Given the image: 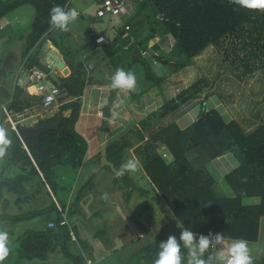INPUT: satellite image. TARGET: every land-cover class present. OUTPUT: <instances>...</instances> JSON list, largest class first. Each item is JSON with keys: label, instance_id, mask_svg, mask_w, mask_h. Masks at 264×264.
Instances as JSON below:
<instances>
[{"label": "trees", "instance_id": "16d2710c", "mask_svg": "<svg viewBox=\"0 0 264 264\" xmlns=\"http://www.w3.org/2000/svg\"><path fill=\"white\" fill-rule=\"evenodd\" d=\"M70 1L9 0L3 3L0 0V21L20 7L33 8L29 33L24 37L26 48L22 59L31 49H38L44 41L49 40L74 61L71 74L61 78L71 88H58V102L70 101L35 125H53L60 120L58 131H47L40 135L46 160L37 154L32 141L21 139L16 125L9 124L7 127L11 131L12 144L3 158L18 166L21 172L6 178L2 176L0 190L6 187L11 193L22 196L16 199V204H20L28 187L34 186L36 191L45 189L53 201L40 209L3 215L4 220L11 222L46 216L42 227L27 229L17 236V249L22 257L44 260L50 252L60 248L63 255L73 259L74 264H82L83 247L85 243L88 245V241L80 237L78 226L70 218L77 213V205L91 185V180L84 186L77 184L78 171L85 165L89 151L88 140L77 130L87 84L106 85L111 89L110 77L117 68L131 70L136 74L138 90L124 92L129 103L140 105L144 94L154 88L162 89L168 81L169 74L163 72L161 66H170L179 72L191 65L195 57L210 45L221 52L226 68L242 81L258 71H264V11L243 8L230 0H132L129 14L121 16L126 21L118 27L115 39L98 48L91 38L89 43L83 44L85 47L81 45L79 50H75L71 33L63 32L58 36L62 31L50 24L51 8L62 5L67 10ZM126 26H129V30H126ZM88 32L90 34V30ZM167 41L169 43L162 49L161 45ZM126 45L128 48H125ZM138 52L140 56H137ZM146 53L158 63L153 64ZM91 61L98 68L94 74L88 73L86 68ZM200 92L199 82H195L178 97L167 99L150 116L138 120L134 127L126 121L128 124L125 126L144 145V148H140L141 169L151 189L138 190L143 196L152 192L156 197H161L173 217L172 224L167 222L171 228L181 230L179 225L199 235L222 233L225 239L243 238L256 243L261 238V220H264V126L246 134L235 120L226 122L217 109L207 111L202 108L199 116L185 128L172 121L147 135L154 122L165 121L183 105L197 98ZM28 107L19 100L9 101L5 108L0 107V114L3 113L0 122L4 123L10 112L20 114ZM69 109L72 110L71 115L63 118L62 114ZM159 146L167 148L172 158L170 162L158 152ZM130 147L129 141L122 145L107 143V159L117 171ZM227 154L237 161L238 166L223 176V182L230 192L222 196L216 190L217 182L209 166ZM99 155L97 151L96 165L99 164ZM56 165L72 169L74 173L69 176L70 180L63 174L56 176ZM5 171L4 168L1 173ZM116 173L112 172L114 183H123L129 188L124 196L129 200L136 188L130 184L126 172L122 176ZM247 199H259V202L245 204L244 200ZM62 219L66 220V224H60ZM152 220L151 217L147 222ZM49 222H53V225H49ZM135 224L143 233H153L154 228L149 225L137 220ZM73 239L77 244V254L72 252L70 246ZM164 240V237H159V240L151 239L142 245L139 258L145 260L146 264H153L159 243ZM262 254L257 257L252 254L254 264H264Z\"/></svg>", "mask_w": 264, "mask_h": 264}, {"label": "rangeland", "instance_id": "374dc122", "mask_svg": "<svg viewBox=\"0 0 264 264\" xmlns=\"http://www.w3.org/2000/svg\"><path fill=\"white\" fill-rule=\"evenodd\" d=\"M1 1L5 3L9 0ZM70 2L72 5L70 4L69 8H76L78 11L81 10L80 6L84 10L89 11L93 4V0H71ZM132 3V0H128L127 10L131 8L130 5ZM27 9H30L29 11L34 13L31 6H28ZM102 19L106 22L116 20L115 23H124L126 21L122 17L120 19H117V17H105ZM166 43L169 42L167 41L165 44H162V49L167 46ZM171 47L172 45H170L169 48L171 49ZM166 52H169V50H166ZM145 55L150 58L153 64L158 63L155 59L152 60L153 57H150L148 53ZM161 68L163 72L169 74V79L163 84L162 89L154 88L149 92L150 94H144L140 105L129 103L127 96H125V92L119 91V96L114 103L113 112L121 115L134 127L138 120H144L164 105L167 99L171 100L178 97L182 91L190 88L195 82H199L201 92L197 98L183 105L175 113L168 116L165 121L154 122L152 128L147 130L148 136H150L154 130H158L160 127L166 126L172 121H176L182 128H185L199 116L202 108H205L207 111L217 109L226 122L235 120L246 134L252 133L259 127L264 126L263 70L256 72L252 76L246 77L242 81L238 80L226 68L221 52L213 45H210L202 51L195 57L191 65L181 69L179 72L174 71L170 66L164 65L161 66ZM62 73L67 74L68 72ZM95 95L96 93L94 91L93 103L90 105L94 110V116L92 118H94V121H97L98 124L100 117L99 115L96 116V114H100V108L98 107L102 102L99 104L97 99V95L99 96L98 92L96 99H94ZM90 113L89 116H91ZM29 114L30 113L27 112V115ZM27 115L25 117H29ZM15 118L13 124H19L17 117ZM32 120H28L25 124L30 123ZM8 134L11 137L10 129H8ZM105 135L108 144L117 142L118 145H122L125 141L131 143V147L127 148L124 154V163L130 159L132 155L138 157L140 162H142L140 158L142 150L140 148H144V145L140 144L138 138L134 133L129 131L128 127L119 122L111 121ZM93 144L96 146L98 142L94 140ZM165 151L168 153L167 150H164L163 146H159L158 152L161 155H163ZM97 159L98 156H95L93 160L89 161L85 159V165L78 171V186L87 185L89 180H91V185L87 187L86 196L77 205V213L70 218L72 223L78 226L80 237L88 239L90 247L93 245V247L96 248L97 252H95L94 255H97L99 259L96 258V262L93 260V264H99V260L102 264H136V261L139 259L135 258L132 251L138 248L140 249L142 245L147 244L151 239L159 240V237H164L166 240L169 235H175L177 239H179L182 229H174L167 225V222L173 223V217L169 212V208L165 205L164 201L161 200V197H156L152 192L143 196L138 190L151 189L142 169L135 173L126 172L130 178V184L134 186V189H137L133 190L129 200H126L124 196L129 188L123 183L115 184L112 171L106 168H99V164H95ZM165 159L167 162L172 160L171 157ZM227 160H231L232 162L226 164ZM235 162L238 165L237 161L228 154L220 164H215L213 166L212 162L209 166L210 170H213L212 173L217 182L216 190L219 195L226 196L230 192L228 186L223 182V176L232 170L231 166H233ZM230 163L231 165L229 166ZM4 168L6 171L1 173ZM54 168L56 176L63 174L69 177L71 173H74L71 168L66 166L56 165ZM19 172L21 171H19L18 166L0 157V182L3 180V177L6 178L9 175L15 176ZM220 177L222 180H218ZM68 180H70V177ZM103 193H107V200L101 198ZM18 197L22 198V196L8 191L6 187L0 190V227H3L9 232L12 248L4 264H74L73 259L63 255L60 248L50 252L44 260H29L22 257L17 249V236L27 229L42 227V223L46 216L11 222L4 220L3 215H17L29 210L40 209L43 206L51 205L53 201L48 197L45 189L36 191L34 186L28 187L27 193L23 196L24 200L20 204H16V199ZM258 202L259 199L244 200V203L249 205ZM57 203L59 204V202ZM151 217L153 219L152 222H147ZM136 220L149 225L150 228H154V230H152L153 233H143L135 224ZM141 236H143V238H141ZM198 236L199 234H197V238ZM231 242V239H225L224 246L227 247ZM115 245L120 248H118V251L113 252V249L116 248H114ZM249 245L255 257L260 256L261 253L264 254V220H261L260 240L256 243L249 242ZM70 246L72 252L77 254V244L75 240L70 242ZM85 251L86 250H84L83 253L84 261L82 264H87V260H90ZM182 252L187 256V249H182ZM117 254L119 256H117ZM94 255H92V257H94ZM140 262L144 264L145 260L141 258ZM184 264H186V259Z\"/></svg>", "mask_w": 264, "mask_h": 264}, {"label": "crops", "instance_id": "0c3cea01", "mask_svg": "<svg viewBox=\"0 0 264 264\" xmlns=\"http://www.w3.org/2000/svg\"><path fill=\"white\" fill-rule=\"evenodd\" d=\"M99 2H100L99 0H93L92 7L90 8L91 10L89 11L84 10L80 6L81 10L78 11L79 12L78 19L69 26L70 28L69 32L71 33V35L73 36V39L75 40V43L73 45V47H75V50H79L81 45L82 47H85L83 46V44L90 42L92 38V36L88 32V30L90 29V26H93L98 33L101 32L102 34H105L108 37L113 39L115 37L116 30H118V27L121 25V23H115L116 20L115 21L110 20L109 22L108 21L106 22L103 19H99L95 17V11L97 10L99 6ZM27 8L28 6L20 7L19 9L12 12L7 17H5L3 20L0 21V85L4 84L8 90L11 89L14 78L18 74L19 70H21V65H22L24 58L28 57L29 55H33V54H36L38 51L45 50L46 52L45 55H50V56L54 55L58 59H62L65 61L69 60L65 56V54L61 53L60 50L56 48V46H54L53 43L49 40L44 41V43L41 45L40 48L33 49V50L31 49L28 55L22 59L23 53L26 48L24 37L27 36V34L29 33L30 24L32 21V16H33L32 11H29L30 9H27ZM129 12L127 14H129ZM117 19H119V17ZM62 34L63 32L61 33L59 32L58 36ZM100 47L101 46H98V48ZM86 53L87 51H85V54ZM89 63H92L97 68V65L95 62L91 61ZM72 66H70V69L67 74H63L61 69H58L55 66H53L52 69L54 70L57 77H59L61 80V78L67 77L68 75L71 74ZM97 70L98 68L96 70H93L92 74H94ZM48 80L49 79H46V83L48 85H51L50 83H48L49 82ZM63 83H66V82H63ZM107 90L108 88L106 85H95L91 83V84H87L85 94L83 96L82 112H81L80 121L77 124V130L82 135H84L89 142V151L86 157V160L88 159L87 161L93 160V158L96 156V151L97 150L99 151V145H100L98 141V135H97V128L99 125L97 124V121H94V118H92L94 116V110L90 104L93 103L92 100H93L94 91L96 95L98 92L99 96L97 95V99L99 101V104L102 102L98 108L101 109V107L104 104L106 95H107ZM27 91L31 93V95L33 96L37 95L35 84H31L30 86H28ZM96 95L94 96V99H96ZM118 96H119V92H118ZM125 96H127L126 93H125ZM14 100L4 99L0 96V102H1L0 107L5 108L9 101L12 102ZM23 104L29 105L30 108L20 114H17L16 112H10V115L5 120L6 123L4 122L6 127H8L9 124L14 125L13 123L16 119L15 117H17L19 121V125L21 126H25V127L35 126L38 123V121L52 116L59 109V106H54L50 109L44 110L41 108L40 103H30L29 101L28 102L24 101ZM27 112H29L30 114L27 115ZM89 113L91 114V116H89ZM26 115L29 117H25ZM96 116H98V114H96ZM1 117H3V113L0 114V118ZM28 120H32V121L28 124H25V122H27ZM94 140L98 142L96 146H94L93 144ZM227 155H224L214 160L213 166L215 164H220L222 160L225 158V156ZM226 162H227L226 164H228L229 162H232V161L227 160ZM230 165L231 163L229 164V166ZM237 166L238 165L235 162L233 166H231L232 170L235 169ZM212 171L213 170H211V172ZM141 238H143V236H141ZM83 239L85 241H88V239H86L85 237H83ZM115 247L116 245L114 246V248ZM118 248L120 247H116L115 249H113V252L118 251ZM83 250H86L85 252H87V255L89 256V259L92 261V263H93V260L96 262L97 260L96 258L99 259L97 255H94V253L97 252L96 248L93 247V245L90 247L89 241H88V245L87 243H85ZM132 254L135 256V258L139 259L136 261V264H142V262H140L141 257L139 258V248L137 250H133ZM92 255H94V257H92ZM117 256L119 255L117 254ZM206 256L207 254H205V258ZM186 257L187 256H185V259ZM99 264H102L100 260H99Z\"/></svg>", "mask_w": 264, "mask_h": 264}, {"label": "clouds", "instance_id": "9594fccd", "mask_svg": "<svg viewBox=\"0 0 264 264\" xmlns=\"http://www.w3.org/2000/svg\"><path fill=\"white\" fill-rule=\"evenodd\" d=\"M230 2L243 8L264 11V0H230ZM78 17L79 12L76 8L65 10L62 5H54L50 10V24L62 32H68L70 30L69 26ZM110 81L109 87L111 89L129 92L138 90L136 74L131 70L126 71L124 68H117L111 75ZM63 103L65 101L59 103L57 100L55 106H60ZM11 144L12 140L8 134V129L5 123L0 122V157L5 155L7 148ZM163 148L167 150L165 146ZM169 157H171L170 154ZM142 167L143 165L139 158L132 155L130 159L121 165L116 175L122 176L125 172L135 173ZM101 198L107 200V193H103ZM177 226L182 229L179 239L175 235H169L166 240L161 241L153 264H184L185 255L182 252V248L187 249L186 264H254L252 249L246 239H234L225 247V238L222 233L213 234L210 232L208 235L200 234L197 238V234L190 228ZM11 251L9 232L0 227V264H4ZM206 253L207 256L205 258Z\"/></svg>", "mask_w": 264, "mask_h": 264}, {"label": "water", "instance_id": "95a60500", "mask_svg": "<svg viewBox=\"0 0 264 264\" xmlns=\"http://www.w3.org/2000/svg\"><path fill=\"white\" fill-rule=\"evenodd\" d=\"M45 50L38 51L36 54L29 55L26 57L21 65V70H19L18 74L14 78L12 82L11 89L8 90L4 84L0 85V96L4 99L8 100H19L21 103L24 101H29L30 103H39L41 100V97L39 95H31L27 91L28 86L31 84H34L31 82L30 79H28V75L32 69H39L47 73V77L49 78V82L52 86H56V88H60V86H63V88H71V85L69 83H63L59 77L55 74L54 70L47 66H55L58 69H61L62 72H68L70 69V66L73 64V60H62L56 58L54 55H45ZM140 56V52H138V55ZM25 78V80H24ZM36 86V85H35ZM35 94V93H34ZM118 97V92H116L113 89L107 90V95L104 101L103 106L100 109V118H99V126L97 128V134H98V140H99V168H109L112 172H117V170L114 167V164L110 161H108L106 156V148H107V141L105 139V131L107 126L110 125L111 121H116L119 123H122L124 125H127L128 123L126 120L118 114H115L113 112V107L115 100ZM28 107L27 109H29ZM25 109L24 111H26ZM72 110L69 109L65 113L62 114L63 118H67L71 115ZM59 124L60 120H58L53 125H43V126H21L17 125V132L21 139L23 140H30L32 141L33 145L36 148L37 154H39L40 158L42 160H46L43 150L40 145V135L42 133H45L47 131L52 130H59Z\"/></svg>", "mask_w": 264, "mask_h": 264}, {"label": "built area", "instance_id": "2783aa9c", "mask_svg": "<svg viewBox=\"0 0 264 264\" xmlns=\"http://www.w3.org/2000/svg\"><path fill=\"white\" fill-rule=\"evenodd\" d=\"M127 3L128 0H103V2H100L95 12V17L99 19L105 17L118 18L127 15ZM125 28L126 30H129V26H126ZM89 30L95 47L103 46L118 36V30H116L115 37L113 39L105 34L98 33L93 26H90ZM125 48H128V46L126 45ZM47 66L50 70L53 67L50 65ZM86 68L88 73H92L93 70L97 69L92 63H88ZM28 79L36 85L37 95L41 97L40 106L42 109L47 110L57 104V98L60 96V90L56 88V86L48 85L46 83V79H48L46 72L39 69H32L28 75ZM69 101L70 100H67L65 103H68ZM162 156L167 158L169 157V154L165 151ZM48 224L53 225V222H49ZM60 224H66V220H60ZM87 264H92V262L87 260Z\"/></svg>", "mask_w": 264, "mask_h": 264}]
</instances>
